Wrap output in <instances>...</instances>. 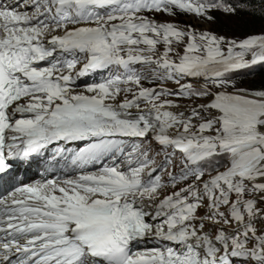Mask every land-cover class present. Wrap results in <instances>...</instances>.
<instances>
[{
    "label": "snow or ice",
    "instance_id": "snow-or-ice-1",
    "mask_svg": "<svg viewBox=\"0 0 264 264\" xmlns=\"http://www.w3.org/2000/svg\"><path fill=\"white\" fill-rule=\"evenodd\" d=\"M217 12L264 0H0V264H264V31Z\"/></svg>",
    "mask_w": 264,
    "mask_h": 264
},
{
    "label": "rangeland",
    "instance_id": "rangeland-1",
    "mask_svg": "<svg viewBox=\"0 0 264 264\" xmlns=\"http://www.w3.org/2000/svg\"><path fill=\"white\" fill-rule=\"evenodd\" d=\"M241 14L242 13H239L236 16L226 17L222 13H219V12L213 13L216 19H215V22L211 24L204 22V21L197 20L196 18L191 17V16H179L177 18V22L181 26L191 25L197 30H209L214 34H217L219 36H224L229 39H232V38L242 39L245 37V35H243V32L240 30V24L238 23L240 21L239 17ZM158 19H164V18L158 17ZM255 21L260 22V26H258V29H257L258 32L256 33H260L264 31V19H261L260 17L255 16ZM256 33H252V34H256ZM260 69H264V66H256L252 69L247 70V74H241L238 79V86L248 88V89H251V88H255L257 90L264 89V84H260V83L252 84L251 85L252 87L248 85L243 86V84H245L246 81L249 80V77L256 74ZM169 87H173V86L169 85Z\"/></svg>",
    "mask_w": 264,
    "mask_h": 264
},
{
    "label": "trees",
    "instance_id": "trees-1",
    "mask_svg": "<svg viewBox=\"0 0 264 264\" xmlns=\"http://www.w3.org/2000/svg\"><path fill=\"white\" fill-rule=\"evenodd\" d=\"M240 30L243 32V35H251L252 33L258 32V26H260L259 21H255V16H250L246 14H241L239 17ZM264 84V69H260L256 74L249 77V80L246 81L243 86L248 85L252 87V84ZM255 89V88H251ZM257 90V89H256Z\"/></svg>",
    "mask_w": 264,
    "mask_h": 264
}]
</instances>
